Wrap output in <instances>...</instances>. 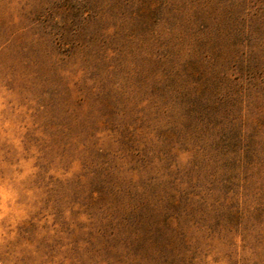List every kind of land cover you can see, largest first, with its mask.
I'll use <instances>...</instances> for the list:
<instances>
[{"label": "rangeland", "instance_id": "rangeland-1", "mask_svg": "<svg viewBox=\"0 0 264 264\" xmlns=\"http://www.w3.org/2000/svg\"><path fill=\"white\" fill-rule=\"evenodd\" d=\"M0 264H264V0H0Z\"/></svg>", "mask_w": 264, "mask_h": 264}]
</instances>
